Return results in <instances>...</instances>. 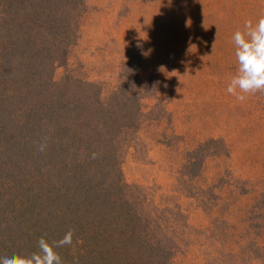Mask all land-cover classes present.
I'll return each mask as SVG.
<instances>
[{"label": "trees", "instance_id": "trees-1", "mask_svg": "<svg viewBox=\"0 0 264 264\" xmlns=\"http://www.w3.org/2000/svg\"><path fill=\"white\" fill-rule=\"evenodd\" d=\"M84 13L85 0H0V256L31 255L40 237L52 243L72 229V245L55 249L63 264H174L185 232L122 171L153 97L138 79V47L108 95L69 71L54 77ZM221 156L224 141L210 138L182 168L193 179ZM256 204L264 209V190L247 211V264H264V231L250 239L252 221L264 223Z\"/></svg>", "mask_w": 264, "mask_h": 264}, {"label": "rangeland", "instance_id": "rangeland-1", "mask_svg": "<svg viewBox=\"0 0 264 264\" xmlns=\"http://www.w3.org/2000/svg\"><path fill=\"white\" fill-rule=\"evenodd\" d=\"M262 16L264 0H85L77 43L55 71L57 81L69 71L108 95L138 47V79L153 97L142 102L122 171L185 232L174 264H247V211L264 190V93L241 103L227 86L237 70L233 35ZM210 138L224 141L227 156L188 178L185 154ZM250 226V239L264 231L258 219Z\"/></svg>", "mask_w": 264, "mask_h": 264}, {"label": "clouds", "instance_id": "clouds-1", "mask_svg": "<svg viewBox=\"0 0 264 264\" xmlns=\"http://www.w3.org/2000/svg\"><path fill=\"white\" fill-rule=\"evenodd\" d=\"M237 70L230 78L227 93L243 103L247 97L256 93H264V16L253 24L248 20L244 31H236L233 35ZM47 138L39 145L38 151L44 152ZM97 157L92 154L93 159ZM74 230L69 229L61 239L49 243L43 236L37 242L38 250L24 256L12 253L0 256V264H63L56 248L69 247L73 243Z\"/></svg>", "mask_w": 264, "mask_h": 264}]
</instances>
